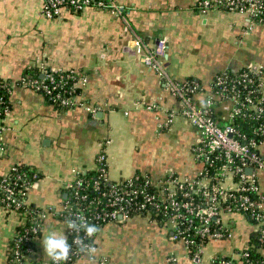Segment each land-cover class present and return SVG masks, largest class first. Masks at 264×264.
<instances>
[{"label": "crops", "instance_id": "1", "mask_svg": "<svg viewBox=\"0 0 264 264\" xmlns=\"http://www.w3.org/2000/svg\"><path fill=\"white\" fill-rule=\"evenodd\" d=\"M109 7H86L82 13L64 8L56 18L43 14V0H0V77L19 80L30 68L76 70L86 81L69 110L55 108L25 86H15L5 118L0 175L13 165L34 166L41 179L30 188V202L47 210L35 252L27 263L47 262L43 240L50 233L68 236L58 216L74 169H94L104 151L108 176L128 178L136 172L158 180L175 172L197 178L193 155L197 130L178 113L177 101L158 72L134 51L140 36L150 46L167 42L166 71L175 81L201 82L202 103L214 77L249 65L264 69V24L241 12L202 13L200 0H115ZM97 109L96 116L84 103ZM264 157V143L261 147ZM264 191V172L259 173ZM232 235L212 240L205 260L236 256L254 226L243 214L225 215ZM25 219L0 205V264H9L7 250ZM96 251L73 264H194L182 240L143 217L111 222L96 237ZM264 257V249L262 250Z\"/></svg>", "mask_w": 264, "mask_h": 264}, {"label": "built area", "instance_id": "2", "mask_svg": "<svg viewBox=\"0 0 264 264\" xmlns=\"http://www.w3.org/2000/svg\"><path fill=\"white\" fill-rule=\"evenodd\" d=\"M108 1V5L103 0L97 4L115 11L119 10L115 0ZM43 2L44 16L56 18L61 15L64 8L84 10L90 6L91 0H43ZM197 6L202 13L221 10L241 12L251 20L254 18L264 20V0H200ZM133 45L135 53L142 62L158 72L175 97L178 108L171 110L170 118L180 113L198 132L193 146L194 158L200 165L198 176L197 178L180 177L172 172L155 180L147 173L140 175L135 173L128 178L112 180L108 176L106 153L102 151L98 154L99 165L97 164L96 167L100 168L101 177L107 179L108 186L101 190L100 180H96L93 187L100 194L88 199V204L82 207L79 202V192L83 179L79 178V174L84 171L74 169L76 183L71 193L72 200L63 203L58 215L66 218V225L73 220L78 224L90 225L99 219L108 220V223L123 222L134 217L152 220L153 214L150 210L146 211L145 216H129L133 208L142 213L149 203L156 211L163 214V226L170 230L172 238L184 242L194 264H264V257L262 260L252 259L248 251L251 246V231L260 229L263 233L260 240L264 242V191L261 190L259 183V173L264 172V157L261 154L264 143V122L259 127L251 125V135L241 132L232 124L236 115H246L244 113L246 109L252 112L250 115L252 119L264 118V69L249 65L241 68L240 70L245 69L241 73L240 70L220 72L211 86L210 94L200 103L196 96L204 93V88L198 80L175 81L168 76L165 61L166 40L161 39L155 46H150L142 37L136 36ZM39 67L42 69L40 75L42 79L24 80L23 86L36 92L42 90L50 97L52 104L60 102L63 105L70 103L74 105L79 95L66 98L59 88L68 79H75L74 86L82 88L86 81L85 76L70 69L58 70L67 74L57 78L52 74L55 70L49 68L51 72H48V67ZM215 99L222 101L219 120L213 116ZM84 106L96 116L95 106L87 102ZM9 111L6 110V115ZM0 116H2L1 111ZM4 128L5 124H1L0 139ZM2 150L3 143L0 145V151ZM248 168H252L251 173L247 171ZM12 169L16 170L14 165ZM8 174V171L4 174L5 179L0 183V190L5 192L6 197L3 200L7 208L15 210L22 205V202L18 196L17 183L11 182L7 177ZM17 179L22 180V176L18 175ZM153 187L154 190H150ZM24 188L27 191L20 192L23 196L30 190L28 185ZM201 194L205 200L197 201L196 197ZM250 194H258V197ZM140 197L143 202L139 201ZM86 198V195H82L81 199ZM246 212L258 221L256 224L251 223L254 228L249 233L247 244L236 252V256L223 255L206 261L204 251L208 243L212 240L228 239L232 235L233 225L225 221V215L243 214L247 218ZM45 216L46 214L42 215L43 218ZM213 220L217 228H212ZM36 228L33 230L36 231ZM67 230L68 234L75 235L74 242L85 248V253H89V247H96V240L94 246L82 241L79 235L84 231L83 229L75 231L67 228ZM84 235L87 236L85 231ZM195 236H199V239L196 240ZM80 252L81 250H71L68 261ZM17 262L21 263L20 258ZM35 263L56 264L52 259ZM60 264H64V261Z\"/></svg>", "mask_w": 264, "mask_h": 264}, {"label": "trees", "instance_id": "3", "mask_svg": "<svg viewBox=\"0 0 264 264\" xmlns=\"http://www.w3.org/2000/svg\"><path fill=\"white\" fill-rule=\"evenodd\" d=\"M99 1L100 0H91L90 6L101 7L97 4ZM103 1L105 2L106 5L109 4L108 0H103ZM71 11H73L75 13H82L83 12V10H75L73 8L71 9ZM263 17H264V11H263ZM252 20L254 22L259 23V24H264V20H260V18H256V19L254 18ZM243 70H245V69L240 70L239 73H241ZM47 71L51 72V70L49 68H47ZM41 73H42V69H40V67H33V68H30L25 74L22 75V77L19 80H16V81H13L9 78L0 77V111L2 112V116H0L1 117L0 118V125L5 124L6 110H10L12 107L11 94H12L14 87L15 86H23L24 80L31 81L33 79H42V78H40ZM52 74L57 78H61V76L66 75L67 72L55 70L52 72ZM219 74H221V73L219 72L214 77V79L211 83V86H213V83ZM231 74H233V76L235 75V73H231ZM192 79H194V78H191L188 80H192ZM74 82H75V79H68L66 82H64V85L61 88H59V91L62 92L64 97L72 98L73 96H78L82 93V88L79 86L78 87L74 86ZM37 92L41 93L46 98V100L49 104H52V100L50 99V97L45 92H43L42 90H38ZM213 101L215 103L213 116L219 120L220 114H221L220 107L222 105V101L219 99L218 100L215 99ZM52 105H54L55 108L62 109V110H69V109L74 107V105L71 103L67 104V105H63V104H60V102H57V103L52 104ZM244 113L246 114L245 116L243 114L236 115L235 119L232 121V124L235 125L241 132L248 133L251 135V133H252L251 125H254L255 127H259L261 125V123L264 122V118H258L257 120L252 119V116H250L252 112L249 109H246ZM0 145H2L1 139H0ZM97 159H96V165L98 164ZM14 167L16 168V170H13L11 167L8 170L9 174L7 175V177L11 180V182L17 183L16 188H17L18 196L20 197V200L22 202V205L19 208L15 209V211H17L25 219V222L23 225H21L17 228L16 235L14 236V238L11 240V242L9 244V247L7 250V255H8L9 264H28L27 263V257H30L32 255V253L35 252V248H36L35 240L37 237H39L41 235L43 222H44V218L42 217V215L46 214L47 210L44 209L43 207H40V206L30 202L28 199V193L25 194L24 196H23V194L20 193L21 190L27 191L24 188L26 185H28V187L30 188L33 184L37 183L41 179L40 172L34 166L26 164V163H17L14 165ZM99 169H100L99 167L97 168L95 166L94 169L87 170V171L81 172L79 174V178L83 179L81 190L79 192L80 193L79 194L80 195L79 202H80L82 207L84 205L88 204V199L90 200L91 198H95L100 194V192L94 190V187H93L96 180H100L101 190L105 189L108 186L107 179H105L103 176L101 177ZM136 174L140 175V174H142V172H136ZM18 175L22 176V180L17 179ZM176 175H178V174L176 173ZM4 179H5L4 174L0 175V183ZM75 183H76V178L74 179V181L70 185L67 186L66 193H65L63 200H62L63 203L72 200L71 199V193H72V190H73ZM154 188L155 187L150 188V190L153 191ZM82 195H86L87 198L81 199ZM250 195L253 197H256V198L258 197V194H250ZM5 197H6L5 192L0 190V205L3 206L4 208L8 209V210H14V209L7 208L6 202L3 200ZM196 199H197V201L205 200V198L203 197L202 194L197 196ZM23 200H25L24 203H23ZM139 201L143 202L144 200L140 197ZM100 210H101V207L99 208V211ZM147 210L152 211V214H153V216L151 218L152 220H150V221L156 220L157 221L156 223L163 226V222H162V215L163 214L161 212L156 211L153 208V206L149 203H147L146 208L142 210V213L138 212V210H135V208H133V210L130 212L129 216L130 217H134V216H138V215L139 216H145V213ZM246 213H247V218H248L250 223L256 224L258 222L257 220L252 218L250 216V214H248V212H246ZM59 218L61 220H64V221L66 220V218L63 215H60ZM108 222H109L108 220L99 219L98 221H94L92 223H93V225H95L100 230ZM153 222H155V221H153ZM35 227H37L36 231L33 230ZM212 228H217V225H215V220H213ZM98 232L96 234H94V236H92L91 238H89L88 236H85L84 231H82L79 236L84 243H87L90 245L92 244L94 246ZM262 235H263V233L261 232L260 229L253 230L250 233L251 246L248 249V251H249L252 259H255V260H262L263 259V255H262L261 250L264 248V242H262L260 240ZM74 237H75L74 234H68V236H67V241L71 245V250L72 251L73 250H81V252L78 255L76 254V255L72 256L71 261H68V260L64 261V264H73L78 258H80L82 256V254L85 253V248H82V246L80 244L75 243ZM194 238L196 240H198L199 236H195ZM192 253H191V255H192ZM19 258H20L21 263L17 262V259H19ZM31 264H36V263L32 262Z\"/></svg>", "mask_w": 264, "mask_h": 264}, {"label": "clouds", "instance_id": "4", "mask_svg": "<svg viewBox=\"0 0 264 264\" xmlns=\"http://www.w3.org/2000/svg\"><path fill=\"white\" fill-rule=\"evenodd\" d=\"M67 228L75 231L83 229L89 238L94 236V234L99 231L95 225L87 223L78 224L75 220L67 222ZM81 243L83 242L81 241ZM43 246L47 256L56 262V264H60V262L68 260L71 245L68 243L66 236H57L55 233H50L43 240ZM95 251V248H88L89 253H94Z\"/></svg>", "mask_w": 264, "mask_h": 264}, {"label": "water", "instance_id": "5", "mask_svg": "<svg viewBox=\"0 0 264 264\" xmlns=\"http://www.w3.org/2000/svg\"><path fill=\"white\" fill-rule=\"evenodd\" d=\"M254 68H256V66H254ZM247 171H248L249 173H251V172H252V168H248Z\"/></svg>", "mask_w": 264, "mask_h": 264}]
</instances>
